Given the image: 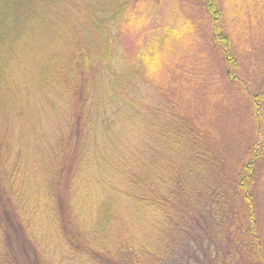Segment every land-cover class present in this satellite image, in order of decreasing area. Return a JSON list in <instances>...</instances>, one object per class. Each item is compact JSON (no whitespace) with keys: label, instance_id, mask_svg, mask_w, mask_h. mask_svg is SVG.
Instances as JSON below:
<instances>
[{"label":"trees","instance_id":"16d2710c","mask_svg":"<svg viewBox=\"0 0 264 264\" xmlns=\"http://www.w3.org/2000/svg\"><path fill=\"white\" fill-rule=\"evenodd\" d=\"M129 1L0 0V97L35 127L28 143L17 136L19 161L0 176V264H264L260 175L248 160L231 176L218 172L221 156L203 131L151 115L155 104L133 91L137 75L119 69L114 32ZM206 5L217 19L213 34L227 38L217 2ZM101 63L108 72L96 75ZM258 92L254 100L264 98ZM141 128L157 148L144 162L134 155ZM87 152L96 159L84 178L74 159ZM158 173L168 176L155 190ZM142 182L154 191L140 197ZM175 185L189 204L174 211ZM94 188L105 192L106 207L96 205ZM106 192L138 205L110 210Z\"/></svg>","mask_w":264,"mask_h":264},{"label":"rangeland","instance_id":"374dc122","mask_svg":"<svg viewBox=\"0 0 264 264\" xmlns=\"http://www.w3.org/2000/svg\"><path fill=\"white\" fill-rule=\"evenodd\" d=\"M206 1H129L127 18L114 32L115 46L122 57L119 69L124 77L137 75L138 79L133 77L136 80L133 91L139 101L144 102L146 98L155 104L157 111L152 110L151 115L160 114L164 122L166 116L173 128L181 123L183 131L188 127L191 131H203L204 134L199 132L208 138L209 147L213 146L214 153L221 156L218 172L231 176L239 171L241 161L248 160L247 167L260 175L256 226L264 250V98L253 99L259 90L264 93V0H214L220 7L219 20L227 37L222 39L213 34L212 20L217 19L212 17ZM94 67L96 75L108 72V66L103 63ZM3 101L0 97V164L4 163V167L0 165L1 177L13 173L19 161L17 153L23 149V143H28V128L35 129L33 118L23 109L4 105ZM128 125H133L130 120ZM146 133L147 129L141 128V135L140 130L134 134V155L143 162L148 155L155 157L157 149L146 139ZM18 135L23 139L21 145ZM250 150L255 153L251 159L247 154ZM84 154L74 159L75 164L82 166L83 177L85 170L91 169L89 166L94 167L96 159V155L88 154L87 161H83ZM183 170L190 173L186 168ZM104 174L97 173L96 181L109 190ZM158 174L155 190L168 176ZM118 176L116 182H123L124 174ZM174 190L178 195L174 211L182 210L189 202L180 197V187L175 185ZM152 191L142 182L138 192L142 197ZM92 194L97 206L106 207L102 201H109L102 189L94 188ZM106 195H111L114 204L110 210L128 211L138 205L128 199L121 201V195L115 193L106 192ZM217 228L223 232L220 226Z\"/></svg>","mask_w":264,"mask_h":264}]
</instances>
